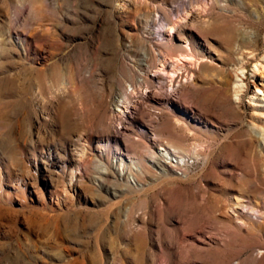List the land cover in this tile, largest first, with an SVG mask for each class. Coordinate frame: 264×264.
<instances>
[{
  "label": "rangeland",
  "instance_id": "obj_1",
  "mask_svg": "<svg viewBox=\"0 0 264 264\" xmlns=\"http://www.w3.org/2000/svg\"><path fill=\"white\" fill-rule=\"evenodd\" d=\"M223 1L219 64L183 99L149 78L177 54L143 23L160 0H0V264H264V0ZM160 143L183 161L155 168Z\"/></svg>",
  "mask_w": 264,
  "mask_h": 264
},
{
  "label": "bare ground",
  "instance_id": "obj_2",
  "mask_svg": "<svg viewBox=\"0 0 264 264\" xmlns=\"http://www.w3.org/2000/svg\"><path fill=\"white\" fill-rule=\"evenodd\" d=\"M126 3V5L131 6L130 2H133L135 0H129V2L127 0H122ZM137 2V1H136ZM161 5H159L156 10L154 11H144V24L147 28H153L154 24L156 23L157 19H159L158 17L162 18L164 22L163 25H161V27H159V29L155 30L154 33L156 35H158L159 39L158 40L159 43H157L158 45H162L165 46L163 48H165L164 50H175L177 51L175 56H171V57H167V56H161L159 55L158 57V62H159V66H157L158 68L153 71L149 78L153 81V82H157V83H161L163 82V80L165 79V77H169V86L171 90L177 91L179 93V96H181L182 98L184 96L187 95V98H191L193 97V92L192 94L190 93V95H192L191 97H188V92L190 90L194 91L193 89H195L196 87H198L200 84L198 83L199 81V76L203 74V72L201 71L202 68H205L207 66H218L219 62L218 59L216 60V58H214L211 55V51L213 49L212 45L209 42L210 36H213L216 34H218V32H220L222 29H224L225 31V15L224 13L227 12V3L223 0H208V4L207 6L203 9L200 8L198 6H194L191 5V3L189 4H184V13L183 16L180 18H175L172 19L170 17H168L167 13L165 10L169 11V12H173L174 8L171 5V0H160ZM135 3V2H134ZM139 3V2H138ZM124 4V3H123ZM137 4V3H136ZM141 4V3H140ZM232 4V2H231ZM230 4V5H231ZM134 5V4H133ZM196 5V4H195ZM233 5V4H232ZM231 5V6H232ZM137 5H135L134 8H136L137 10H141L139 9V4H138V8L136 7ZM141 6H143L141 4ZM162 6V7H161ZM122 8V7H121ZM130 8V7H129ZM132 8V7H131ZM149 8V7H148ZM167 8V9H165ZM125 9V7H124ZM147 9V8H146ZM135 11V9H134ZM137 12V11H136ZM168 12V13H169ZM140 13V12H138ZM175 13V12H174ZM173 13V14H174ZM172 14V15H173ZM179 14V12H178ZM138 15V14H137ZM142 15V14H141ZM140 16V15H138ZM161 22V21H160ZM156 25V24H155ZM142 27V26H141ZM242 27V26H241ZM243 28V27H242ZM152 30V29H151ZM246 29L242 30L245 32ZM149 31V30H148ZM243 32V33H244ZM153 33V32H152ZM151 32L149 34H152ZM153 33V34H154ZM226 33V31H225ZM246 33V32H245ZM244 33V34H245ZM148 34V36H149ZM224 34V33H223ZM221 34V35H223ZM241 35V34H240ZM249 36H239L240 41H239V49L243 52L242 49H246V48H250L247 47L246 45L250 46V44H252V40L249 38L251 34H248ZM154 36V35H153ZM217 36V35H216ZM256 36V35H255ZM254 39V38H252ZM156 42V41H155ZM203 43V44H202ZM256 43V42H255ZM156 44V45H157ZM202 45H204L205 47H202ZM154 46V45H153ZM246 46V47H245ZM254 47V45H252ZM1 48V47H0ZM158 48H160L158 46ZM162 48V49H163ZM144 49V47H143ZM152 49V48H151ZM197 49L200 50V53L197 52ZM253 49V48H252ZM2 50V49H1ZM0 50V52H1ZM142 50V48H141ZM140 50V52H141ZM145 50V49H144ZM149 50V49H148ZM159 50V49H158ZM163 50V52H164ZM249 49H246V51L248 52ZM255 50V49H253ZM143 51V50H142ZM156 51V50H155ZM251 51V50H250ZM151 52V51H150ZM160 52V50H159ZM166 52V51H165ZM169 52V51H168ZM239 52V51H238ZM256 52V51H253ZM251 51V53H247V54H241V60L240 63V67L241 68H245V65L247 64V62L251 59H255V55ZM143 53V52H142ZM154 53V52H153ZM156 53V52H155ZM258 53V52H257ZM256 53V54H257ZM141 54V53H140ZM157 55V54H156ZM235 55V54H234ZM238 55V54H237ZM169 56V55H168ZM240 56V55H239ZM258 56V55H257ZM145 60L147 59V55L146 53L144 54ZM149 58V57H148ZM262 60V58H260ZM148 62V61H147ZM146 62V64H147ZM156 62V61H155ZM235 62V61H234ZM259 62V61H258ZM261 62V61H260ZM259 62V63H260ZM144 63V62H143ZM158 64V63H157ZM249 64V63H248ZM145 65V64H144ZM237 66V65H236ZM147 67V65H146ZM179 69H176L178 68ZM141 68V66H140ZM149 68V67H147ZM150 69V68H149ZM147 69V70H149ZM264 69V61L262 63H260L258 66H255L254 69V74H256L257 72L262 73ZM143 70V67H142ZM206 70V69H205ZM200 71L202 72V74L200 73ZM140 72V71H139ZM149 72V71H148ZM147 72V73H148ZM244 72V71H243ZM146 74V73H145ZM144 74V75H145ZM148 76V75H147ZM141 77V76H140ZM145 77V76H144ZM202 78V77H201ZM139 79V78H138ZM232 79V78H231ZM141 80V79H139ZM145 80V78H143V81ZM229 80V79H228ZM133 80H131L132 82ZM134 82V81H133ZM142 83V80L140 81ZM130 83V82H129ZM165 83V81H164ZM163 83V84H164ZM198 83V85H197ZM229 81H225V85L228 86ZM231 83V82H230ZM233 83V82H232ZM137 84V83H136ZM135 84V85H136ZM143 84V83H142ZM152 84V82H151ZM162 84V85H163ZM166 84V83H165ZM147 85V84H146ZM159 85V84H158ZM167 85V84H166ZM134 86V85H133ZM140 86V85H139ZM149 86V85H148ZM143 87V86H142ZM151 87V86H150ZM137 88V87H136ZM140 88V87H139ZM256 90L260 91L261 89L259 87H255ZM133 89V88H132ZM131 89V90H132ZM198 89V88H197ZM222 89V88H221ZM138 90V89H137ZM140 90V89H139ZM137 91V92H141V91ZM148 90V89H147ZM145 90L144 96L146 97L147 101H159V99H157L156 97H154V93L151 94L149 91ZM128 91V90H126ZM133 91V90H132ZM134 92V91H133ZM132 92V93H133ZM136 92V94H137ZM172 92V93H173ZM129 93V92H128ZM135 93V92H134ZM133 93V94H134ZM234 93L238 99V101L240 102L241 100V96L244 95L245 91L241 90L240 88H238L236 86V88L234 89ZM124 94V93H122ZM195 94V93H194ZM254 94V93H253ZM130 95V94H128ZM132 95V94H131ZM130 95V96H131ZM135 95V94H134ZM178 96V97H179ZM170 97V96H169ZM243 97V96H242ZM162 98V97H161ZM186 98V100H187ZM222 98V97H221ZM264 98V95H263ZM122 99V98H121ZM124 99V98H123ZM179 99H181L179 97ZM184 99V98H183ZM226 99V98H225ZM191 100V99H189ZM180 101V100H179ZM219 101H223V99H219ZM218 101V102H219ZM258 102H261L264 104V99H259L257 98ZM123 101H121L122 103ZM147 102V103H148ZM166 105H172V106H176V102L172 101L171 99L167 98L164 101H161ZM184 102V101H182ZM189 102V101H187ZM186 103V101H185ZM224 103V102H222ZM131 104V103H130ZM150 104V103H149ZM127 105V104H126ZM135 105V104H134ZM120 106V104L118 105ZM123 106V104H122ZM165 106V105H164ZM254 107L258 108H252V112H251V117L256 118L258 116V114H256L259 110V108H262L263 114H264V106H258V105H253ZM252 106V107H253ZM132 107V106H131ZM130 106H123V112L127 113V116L130 117ZM122 110V109H121ZM122 112V113H123ZM123 113V114H124ZM260 114V112H259ZM121 115V114H120ZM250 117V118H251ZM260 117V116H259ZM264 117V116H263ZM82 137V136H81ZM80 138V136H79ZM82 139V138H81ZM80 139V141H81ZM79 141V142H80ZM76 142V141H75ZM78 142V143H79ZM80 144L82 145V143L80 142ZM159 145V149L157 150V152H154L153 155L151 156L150 160L153 163V166L155 168L158 169V167H168V165L173 162L176 164H179L183 161L184 156L179 155V153L176 154V152H174V150H171L170 147L167 144L164 143H160ZM75 146H78V144ZM82 148V147H81ZM84 149V148H83ZM82 150V149H81ZM83 151V150H82ZM81 153V152H80ZM83 153V152H82ZM81 153V154H82ZM80 155V154H79ZM189 156V155H188ZM100 163V162H99ZM101 164V169L99 170V175H105V174H113L116 176V173L113 171L109 172L108 168H106L105 166ZM142 167V166H141ZM160 169V168H159ZM138 170V167H137ZM140 170V168H139ZM138 170V171H139ZM118 175V174H117ZM122 175V174H121ZM103 177V176H101ZM96 179V178H95ZM101 180V179H100ZM246 208V206L244 207L243 205L237 203L235 205H233L231 207V211L235 214L236 218L238 216L241 215H245L244 214V209ZM246 210V209H245ZM226 213V212H225ZM226 215V214H225ZM240 218V217H239Z\"/></svg>",
  "mask_w": 264,
  "mask_h": 264
}]
</instances>
